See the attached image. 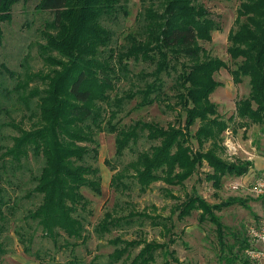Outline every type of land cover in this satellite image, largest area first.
I'll return each instance as SVG.
<instances>
[{"label": "trees", "instance_id": "16d2710c", "mask_svg": "<svg viewBox=\"0 0 264 264\" xmlns=\"http://www.w3.org/2000/svg\"><path fill=\"white\" fill-rule=\"evenodd\" d=\"M21 1L35 2V9L46 15L37 49L43 66L34 72L24 60L16 73L0 62V118H9L0 122V264L13 251L9 223L18 207L21 223L14 233L23 251L41 264H87L76 249H87L92 235L97 240L111 236L113 249L105 264H155L158 257L163 264H182L170 250L176 239L168 222L175 214L181 221L194 212L198 223L215 226L220 261L253 264L244 255L246 232L232 253L234 246L226 245L215 213L244 205L238 197L210 205L195 191L180 200L164 189V198L175 200L168 217L159 215L155 205L139 211L129 201H116L92 224L91 201L83 191L101 195L100 133L114 134V162L105 164L113 172L109 185L117 197L144 195L158 182L183 188L204 163L211 170L205 179L218 190L223 178L249 171L250 161L222 157V143L226 131L264 128V0L240 1L235 28L227 36L233 69L199 44L210 42L212 32L220 30L205 2L229 0H140L134 28L121 41L128 0H0V41L1 23L10 20L12 5ZM221 69L234 83L247 79L249 87L248 96L236 101L235 113L226 119L210 99L222 85L214 78ZM166 77L172 82L167 90ZM122 82L126 90L118 86ZM134 98L135 109L158 104L164 112H176L174 121L166 126L141 119L122 124L121 115ZM16 107L22 112L17 123L11 114ZM25 120L29 129L22 127ZM126 153L133 158L119 163ZM26 184L31 187L23 190ZM17 190L24 193L16 195ZM146 221L168 240L123 238ZM37 237L51 248L39 245ZM52 249L68 251L67 258L54 260ZM97 259L88 264H101Z\"/></svg>", "mask_w": 264, "mask_h": 264}, {"label": "rangeland", "instance_id": "374dc122", "mask_svg": "<svg viewBox=\"0 0 264 264\" xmlns=\"http://www.w3.org/2000/svg\"><path fill=\"white\" fill-rule=\"evenodd\" d=\"M240 1L241 0L205 2L212 17L219 23L220 30L212 32V39L210 42H199L200 46L210 57L223 60L231 69H233V65L227 54V36L230 30L235 28L234 21ZM35 6V2L24 3L21 1L15 3L11 7L10 20L1 23L2 36L0 41V62L4 63L9 69L16 73L21 72V63L24 60L27 61L34 72L40 71L43 66L37 49L38 45L43 43L40 30L42 29L46 15L38 12L35 9ZM126 9L128 15L121 23V32L119 33L120 41L123 35L134 28L135 17L141 9L140 0H128ZM138 69H140V66L136 67V70ZM214 78L222 85L211 94L210 99L216 104L218 113L226 119L235 113L236 101L248 96V80L243 79L241 83H234L231 75L225 69H221L216 73ZM166 81L167 90V87L172 82L167 77ZM118 86L124 90L128 88L124 82L119 83ZM168 94H172V92L168 91ZM10 97L11 96H9V98ZM10 99L11 101H15L13 98ZM137 102V98L128 102L125 111L121 115L122 124H128L133 120L141 119L147 122H158L161 125L166 126L168 122H172L175 119L176 112H164L162 108L163 106L158 104L142 109H135L134 107ZM173 102L174 100H172L171 103L173 104ZM16 109H18V107H16L15 111L11 114L13 116L12 118L17 123L21 120L22 112L19 109ZM0 119V122H6L9 120V118L4 117V115H2ZM22 127L29 129L30 123L25 120L22 123ZM196 128L197 125L194 126L192 130L194 131ZM6 131L8 135H16L11 129H6ZM97 138L99 141L97 165L100 168L102 177L101 195L95 196L88 190L83 191L84 195L91 201L93 214L90 216L89 220L92 224H95L99 220L105 210L111 209L116 201L120 203H123V201H129V203L139 211L150 205H155L158 209L157 213L159 215L168 217L171 215L175 200L164 198V192L162 191L164 189L172 190L173 194L180 200H184L187 194H192L195 191L210 205L225 201L229 197H238L244 202V205H241V203H235L224 208L221 212H215L216 215L220 217V221L223 225L226 245H233L234 248H232V253L235 254L238 249V243H236L237 239L240 240L241 235H245L247 227L255 224L257 220L261 218L262 212L258 209L260 208L259 204H261L260 200L249 196V190L252 184L251 181L253 182L252 179L259 176L262 172L255 173V171H252V173L255 174L250 180L227 176L223 178L222 187L218 190L212 186L211 182L205 179V174L211 171L205 163L185 182L183 188H171L158 182L155 183L150 191L144 195L140 196L132 194L129 197H117L109 185L113 172L105 164V161L111 160L112 163L114 162V134L100 133ZM222 144L225 148L222 157L228 161L233 162L236 158L245 160V157L250 156V154H256V156L264 159V128L258 125H251L246 130L244 128H238L236 134H233L231 130L226 131L223 135ZM227 144L234 145L236 149L234 154L233 152H229ZM132 158L133 157L130 153H126L119 163L128 162ZM233 184H236L238 188L233 190ZM22 187L23 190H25L30 188L31 185L26 184ZM9 188L10 187L8 186L7 189ZM22 193L24 192L18 190L17 192L15 191V194L19 196ZM257 201L258 204H256ZM23 203L25 202H22V204ZM122 208H125L123 204ZM21 210L22 207H18L15 211V216L10 220V230L8 235L11 238L10 248H12L13 251L2 258V264H41L23 251V248L14 233V227L18 223H21L19 220ZM149 213L153 214L154 212L149 210ZM171 223L174 225L172 233L176 241L174 244L170 245V250L175 251L176 257L182 264H226V261L219 260L220 249L215 233V226L212 223L209 221L198 223L197 212H194L190 217L181 221L177 220L175 214L171 217V222H168L169 226ZM88 228L91 229L90 226ZM115 234L116 233L114 232L113 235ZM109 237L104 240H97L94 235H92L87 243V249L79 246L76 249V253L82 257L87 264L93 258L96 259V256H98V262L105 264L107 261V255L113 249L108 243ZM123 238H145L148 241L156 240L157 242L162 243L166 242L169 236L160 233L158 228H152L148 221H146L142 227L135 226L129 231H126ZM36 240L39 245L51 248L50 243L41 241L38 237ZM137 251L138 249L134 251V254ZM51 253V257L58 262H63L68 255V251L64 250L55 251L52 249ZM225 255H229L228 251ZM50 260L51 259L46 262L51 263L52 261ZM155 264H163V259L158 257ZM236 264H244L243 259L237 261Z\"/></svg>", "mask_w": 264, "mask_h": 264}, {"label": "built area", "instance_id": "2783aa9c", "mask_svg": "<svg viewBox=\"0 0 264 264\" xmlns=\"http://www.w3.org/2000/svg\"><path fill=\"white\" fill-rule=\"evenodd\" d=\"M227 147L230 153L233 152L234 154L236 152L233 144H227ZM237 188L236 184L232 185L233 190ZM250 192L260 200L262 215L258 226L251 225L246 229L248 247L244 249V255L253 264H264V174L253 180Z\"/></svg>", "mask_w": 264, "mask_h": 264}, {"label": "crops", "instance_id": "0c3cea01", "mask_svg": "<svg viewBox=\"0 0 264 264\" xmlns=\"http://www.w3.org/2000/svg\"><path fill=\"white\" fill-rule=\"evenodd\" d=\"M261 157H258V156H256V154L254 155H252V154H250V156H248V157H245V160H249L251 163H252V166H251V168L249 169V171L245 174V175H243V176H240V177H236V178H239V179H243V180H250L251 179V177H253V175L256 173V172H262V173H260V175L261 174H264V159L263 158H261ZM252 171H255V173H252ZM255 179V177L252 179V180H254ZM251 183H252V181H251ZM249 196H251V197H253L254 199H256L253 195H252V193L250 192V190H249ZM256 204H258V201H257V203ZM260 205V208H258L259 209V211H261L262 212V209H261V204H259ZM258 206V205H257Z\"/></svg>", "mask_w": 264, "mask_h": 264}]
</instances>
